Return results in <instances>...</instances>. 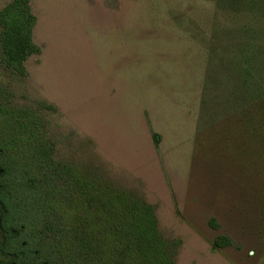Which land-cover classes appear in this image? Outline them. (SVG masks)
Wrapping results in <instances>:
<instances>
[{"label":"rangeland","instance_id":"1","mask_svg":"<svg viewBox=\"0 0 264 264\" xmlns=\"http://www.w3.org/2000/svg\"><path fill=\"white\" fill-rule=\"evenodd\" d=\"M30 8L40 53L26 77L0 55V89L44 118L55 158L151 205L173 264H264V0Z\"/></svg>","mask_w":264,"mask_h":264},{"label":"trees","instance_id":"2","mask_svg":"<svg viewBox=\"0 0 264 264\" xmlns=\"http://www.w3.org/2000/svg\"><path fill=\"white\" fill-rule=\"evenodd\" d=\"M35 23L30 0L0 9V55L19 77L40 53ZM46 126L35 109L10 106L0 89V264H173L154 208L89 168L57 160ZM208 225L218 229L214 219ZM230 245L218 236L213 249Z\"/></svg>","mask_w":264,"mask_h":264}]
</instances>
